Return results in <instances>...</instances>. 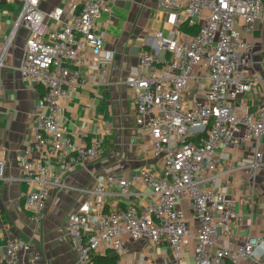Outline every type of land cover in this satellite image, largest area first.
<instances>
[{"label":"built area","instance_id":"1","mask_svg":"<svg viewBox=\"0 0 264 264\" xmlns=\"http://www.w3.org/2000/svg\"><path fill=\"white\" fill-rule=\"evenodd\" d=\"M39 2L23 0L0 50L1 70L15 32L20 26L28 29L19 71L24 82L43 89L33 115L34 138L20 161V180L28 186L22 203L34 222L43 214L48 192L64 187L55 161L71 173L103 153L101 142L89 138L86 125L71 137L59 125L61 99L81 85L78 71L66 64L104 72L114 56L104 50L96 21L105 15L108 22L115 0H67L49 12L41 11ZM158 4L182 11L198 26L190 35L171 18L172 29L147 38L149 48L139 57L135 73L122 82L132 92L134 123L147 136L153 156L162 158L163 171L156 174L145 165L137 175H107L83 191L78 206L67 215L76 263L93 264L101 248L119 252L122 236L127 235L164 244L175 264H264V234L252 235L250 226L242 232V215L236 209L238 202L251 206L252 198L217 190L215 159L217 149H233L253 139V160L245 165L237 158L230 171L253 177L261 160L264 103L253 114L237 115L233 102L262 83L260 75L251 72V45L244 33L261 26L264 64V0H158ZM50 21L58 28L50 27ZM160 52L165 53L163 58ZM198 80L204 82L205 92L200 98L193 94L188 106L184 91ZM31 150L39 153L38 159L29 158ZM134 182L146 187L140 193L145 203L104 210L109 196L128 197ZM181 201L187 203L192 220L178 209ZM30 249L28 241L11 238L0 253V264H37L28 257Z\"/></svg>","mask_w":264,"mask_h":264},{"label":"crops","instance_id":"2","mask_svg":"<svg viewBox=\"0 0 264 264\" xmlns=\"http://www.w3.org/2000/svg\"><path fill=\"white\" fill-rule=\"evenodd\" d=\"M22 2L0 0V50L5 45ZM65 2L67 0H40L38 6L41 11L49 12ZM173 17L179 24L194 22L187 20L182 11L163 9L158 0H115L108 22H105V15L96 21L98 30L103 34L104 50L114 52L112 62L104 72L95 67L76 68L66 64L69 70L78 71L81 85L72 95L61 99L59 125L68 137L74 134L76 128L86 125L89 138L101 142L103 153L71 173L63 171L55 161V172L64 187L48 192L38 222L32 221L30 213L23 207L22 199L28 186L20 180V161L34 138L33 115L43 89L21 79L19 67L29 31L24 26L17 29L7 47L4 67L0 70V253L4 252L9 239L17 238L31 244L28 257L37 264H77L67 215L76 209L84 196L83 191L94 187L98 179L107 175H137L145 165L150 166L156 174L163 171L162 158L153 156L147 136L143 131H138L134 123L132 92L122 82L135 73L139 57L144 49L149 48L147 38L158 31L167 35L172 29ZM48 24L58 28L51 21ZM244 36L251 45V72L260 75L262 83L233 102L237 115L253 114L264 103L261 26L244 33ZM164 56L165 53L160 52V58ZM184 92L185 101L191 106L193 94L200 98L205 92L204 82L198 80ZM261 140V160L253 177L242 171H230L237 158H242L245 165L253 160V139L233 149H217L215 155L217 190L227 196L242 194L252 198L251 206L236 204L243 219L240 229L244 232L250 226L252 235L264 234V135ZM28 156L35 160L39 158V153L31 150ZM145 189L139 182H134L129 188L128 197L109 196L104 210L123 208L125 204H137L139 201L145 203L147 199L140 196ZM113 190L109 188V191ZM178 209L191 219L192 212L186 202L181 201ZM122 241L119 252L101 248L95 256H103L111 251L117 257L114 264H175L164 244L157 246L146 237L131 239L127 235L122 236ZM241 264L254 262L243 261Z\"/></svg>","mask_w":264,"mask_h":264},{"label":"trees","instance_id":"3","mask_svg":"<svg viewBox=\"0 0 264 264\" xmlns=\"http://www.w3.org/2000/svg\"><path fill=\"white\" fill-rule=\"evenodd\" d=\"M179 29L187 34L193 35L197 32L198 26L196 23L189 24L187 21L183 22L179 25ZM116 255L111 251H107V253L103 256H94L93 264H114L116 261Z\"/></svg>","mask_w":264,"mask_h":264}]
</instances>
